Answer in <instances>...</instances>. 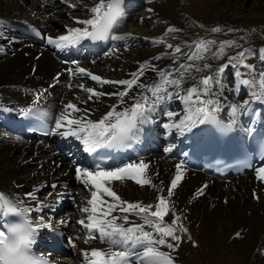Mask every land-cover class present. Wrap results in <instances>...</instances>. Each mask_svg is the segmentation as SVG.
<instances>
[{"label": "bare ground", "instance_id": "bare-ground-1", "mask_svg": "<svg viewBox=\"0 0 264 264\" xmlns=\"http://www.w3.org/2000/svg\"><path fill=\"white\" fill-rule=\"evenodd\" d=\"M185 1H194L197 16L206 21L217 22V26L224 32H193L192 23L186 14L187 7L181 6L180 0H123L128 7L144 5V13L137 14L138 18L130 15L132 13L127 7L124 9V23L115 34L131 33L130 37L104 43L85 40L78 44L83 47L78 58L65 55L67 58L62 59L61 56L68 48L58 49L55 45L48 44L47 38L66 34V27L80 26L74 23L73 18H90L85 9L94 6L98 0H86L82 3L81 0H0V194L20 207L33 208L30 219L36 220L43 216L45 223L51 225L47 228L62 229L68 249L61 264H87L82 250L96 248L106 251L109 248L108 244L99 239L85 244V231L76 223L83 218L84 214L79 208L90 198V191L77 181L75 167L79 165L82 168H93L88 164L83 145L75 138H65L50 132L40 142L24 139L18 133L14 117L21 109L31 106L35 93L45 90L47 91L39 102L40 111L36 116L48 120L51 128L55 125V118L62 113L69 101L82 109H91L90 118L93 120L103 116L109 106L116 103V97L103 96L83 104L81 101L87 100V93L76 85L83 83L86 87L103 92H115L120 86L109 84L101 87L86 75H70L67 69H75L77 65L104 79L118 81L131 78V74L145 62L165 71L174 69L176 65L173 64V58L177 62H186L191 46L200 40L215 41L213 50L220 42L234 41L236 46L226 47L225 55L220 60L212 59L209 55L204 62L211 64L212 70L193 72L194 76L199 77L212 74L220 64L227 61L228 56L240 52L251 41L260 44V48L264 47V0L263 5L254 11H247L236 0ZM70 4L76 7H69ZM60 17L64 19L61 20ZM31 25L43 33L42 41L35 42L29 34L28 28ZM169 28L177 31L168 32ZM168 44L179 46L184 54L173 56V50L167 47ZM90 46H98L100 52L96 55L89 53L87 47ZM114 48L116 51L112 52ZM157 56L161 59H155ZM255 66L257 72L264 71V62L260 61ZM230 69L231 66L226 68L221 76V87L216 89L221 94L214 98L219 99L222 105L217 117L229 122L228 106L241 105L248 100L250 103L242 109L235 127L241 130L259 122L264 124V101L254 100L250 95L251 90L239 85L240 79H248L249 76H245V70H240L244 75H235L234 83H228L225 81V74ZM58 74L59 82L55 79ZM142 79L151 84L158 80V74L149 70ZM193 82L191 79L186 80L183 88ZM53 84L54 87H49ZM183 109L184 105L175 98L157 105L150 113L149 123L143 126L140 139L134 143L150 153L137 151L134 158L119 165L122 167L129 162L144 161L149 165L146 178L151 179L152 186H140L128 179L113 181L108 186L124 201L155 205L161 189L162 194L167 197V188L175 176V166L179 163L183 166V178L170 198V206L181 216V222L187 229V233L178 234L198 246L196 258H202L210 264H264V181L256 175L258 169L264 167V160L249 172L223 177L205 167L187 163L185 159L190 161L191 157L186 146L195 134H199L201 125L183 133L178 129L163 127L170 122L167 112L176 113L171 122H178ZM119 152L129 157L134 154L132 148H122ZM51 185H56V188ZM201 188H204L203 195L196 197L195 193ZM44 189L53 190L55 201L71 200L73 196V215L63 217L57 215L58 212L40 214L35 211L38 204H43L37 193ZM79 190L86 194H78ZM29 193H34L35 199L26 195ZM75 194L77 198L74 199ZM103 199L111 200L106 196ZM115 214L120 215L118 212ZM172 218L170 213L165 219ZM130 219L141 222L136 216H131ZM47 228L40 229L38 234H43ZM237 233L242 236H237ZM70 239L74 241L75 247L69 244ZM186 246L184 240L172 252L174 264H181ZM161 250L169 251L167 248Z\"/></svg>", "mask_w": 264, "mask_h": 264}, {"label": "snow or ice", "instance_id": "snow-or-ice-1", "mask_svg": "<svg viewBox=\"0 0 264 264\" xmlns=\"http://www.w3.org/2000/svg\"><path fill=\"white\" fill-rule=\"evenodd\" d=\"M122 5L123 0H98L94 6L85 9L90 18H73L74 23L80 26L66 27V34L55 38L48 37L47 43L64 49L74 47L85 40L101 42L130 37L131 33L115 34L125 20ZM69 7L75 8L76 5L70 4ZM213 30L219 31L218 28ZM167 31L175 32L177 29L169 28ZM215 43L212 40L196 42L187 53L186 62H177L173 58L176 67L169 71L145 62L131 74V78L118 81L104 79L78 65L75 69H67L70 75H86L101 87L109 84L120 86L115 92H103L86 87L83 83L78 84L76 87L87 93V100H82L81 103L87 104L94 98L99 99L103 96H115L116 103L110 105L109 110L98 120H93L90 118L91 109L87 107L82 109L69 101L62 113L55 118V125L50 132L65 138H75L88 154L99 155L98 150L102 149L131 148L140 139L143 126L149 123L150 113L157 105L173 98L180 100L184 105L183 115L178 122H171L172 117L177 114L167 112L170 122L163 125L165 129H178L183 133L192 131L198 125L210 123L215 124L221 131L231 130L237 124L242 109L250 101L245 100L241 105H229L227 109L230 115L229 123L219 121L217 116L222 105L220 100L214 97L221 94L216 89L221 87L222 74L231 66L236 68V76L240 77L244 75L240 69H246L249 78L240 79L239 85L249 88L254 100L264 101V71L257 72L255 65L245 63L247 53L240 51L228 56L227 61L220 64L212 74L194 76L193 72L200 73L204 70L211 72L212 65L204 62L208 60L209 55L212 59L220 60L225 55L226 47L236 46L234 41H223L213 50L212 46ZM167 47L173 50V56L184 54V50L179 46L168 44ZM115 51V48L112 49V52ZM258 54L260 61L264 62V47L259 49ZM155 59L159 60L161 57L157 56ZM149 70L158 74V80L151 84L142 79ZM55 79L59 82V74ZM189 79L194 82L183 88L184 82ZM46 91L35 93L31 106L21 109L20 115L28 117L39 113V102ZM182 167L181 164H176V173L167 188V197L162 194L161 189L155 205L124 201L108 186L113 181L125 179L132 180L140 186H152L151 179L146 178L149 165L144 161L129 162L111 170L102 168L99 163L94 169L82 168L79 165L75 167L77 181L90 191V198L79 208L84 214L83 218L76 221L85 231L83 241L89 244L92 240L99 239L109 245L106 251L96 248L82 250L87 264H174L172 252H175L182 242V236L178 233H187L181 216L170 206V198L183 178ZM256 175L258 179L264 181V167H260ZM51 187L56 188V185ZM203 192L204 188H201L195 196L199 197ZM26 195L35 199L34 193ZM105 196L111 200H104ZM43 208L44 205L40 203L35 207V211L39 212ZM32 211L33 208L20 207L4 194H0V264H47L42 258L33 257L30 251L36 243L39 230L51 225L45 223L43 216L36 220L30 219ZM117 212L120 215H116ZM170 213L173 218L171 223H167L165 218ZM13 214L21 217V222L11 223L7 219ZM131 216L138 217L141 222L132 221ZM68 242L71 246H76L72 239ZM161 248H167L169 251H162Z\"/></svg>", "mask_w": 264, "mask_h": 264}, {"label": "rangeland", "instance_id": "rangeland-1", "mask_svg": "<svg viewBox=\"0 0 264 264\" xmlns=\"http://www.w3.org/2000/svg\"><path fill=\"white\" fill-rule=\"evenodd\" d=\"M73 1H75V0H73ZM85 1L86 0H81V3L85 2ZM236 2H238V4H240L242 7H245L247 11H254L257 7H260L263 5V0H236ZM194 3H195L194 1H191L190 3H188V1L180 0V5L187 7L186 14H187L189 21L193 24V25L191 24V29L193 30V32H195L197 30L196 32L202 33V32H206V31L216 29V27H218L217 22L206 21V20H203L200 16H197V14L195 13V4ZM131 13H132L131 15H133L134 18H138L137 14L144 13V5H141V4L136 5L134 7V10H132ZM262 13L264 14V10ZM62 18L60 17L61 20L64 19V18L63 19ZM192 18H194V21ZM190 19H192V20H190ZM193 27H195V29ZM218 29H220V30H219V32L216 31L215 32L216 34H221V32H224L221 29V27L220 28L218 27ZM249 43H248V45L244 46L241 49V51H244L247 53V56L245 59V60H247V64L256 65L258 62H260L258 53H259V49H260L261 45L258 43L252 42V41ZM240 70H242V71L245 70V76L248 75L246 69L241 68ZM225 75H226V79H225L226 82L231 83V84L234 83L233 81H234V78L236 77L235 76L236 75V68L231 67L230 71L227 72ZM71 173H73V171H71ZM39 192L37 193V197L40 200L47 198L45 200V208H47V209L51 208L50 206L52 204H54L53 200L51 199V196L49 197V195H51L50 194L51 190L50 189L40 190ZM80 193H81V190H79L78 194H80ZM83 193H81L82 196L86 194L85 192H83ZM75 197L77 198V196H75ZM64 200L71 201L72 204L63 203V205L61 206L62 209H60V213L62 214V216H64V214H65V217L71 216V214L74 211L73 196H71V200H69V199H64ZM42 212H44V211L42 210ZM57 215H59V213H57ZM167 223H171V220H167ZM240 236H242V235H240ZM184 240H185L187 246L185 247L184 256H183L184 259L181 261V264H210L208 262H205L202 258H200V259L196 258V256H198V253H197L198 252L197 251L198 246L195 243L190 242V240H188V239L182 238V241H184Z\"/></svg>", "mask_w": 264, "mask_h": 264}]
</instances>
